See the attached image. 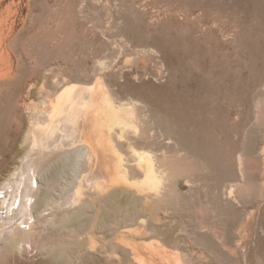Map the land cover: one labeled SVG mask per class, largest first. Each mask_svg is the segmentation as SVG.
I'll return each mask as SVG.
<instances>
[{
    "label": "rangeland",
    "instance_id": "obj_1",
    "mask_svg": "<svg viewBox=\"0 0 264 264\" xmlns=\"http://www.w3.org/2000/svg\"><path fill=\"white\" fill-rule=\"evenodd\" d=\"M0 58L1 144L25 130L31 82L50 91L102 77L139 122L147 117L146 137L121 141L124 156L181 150L192 163L196 185L177 179L153 233L141 237L134 216L119 264H131L136 240L156 264H264V0H0ZM240 152L252 190L231 202L223 191L241 178Z\"/></svg>",
    "mask_w": 264,
    "mask_h": 264
},
{
    "label": "bare ground",
    "instance_id": "obj_2",
    "mask_svg": "<svg viewBox=\"0 0 264 264\" xmlns=\"http://www.w3.org/2000/svg\"><path fill=\"white\" fill-rule=\"evenodd\" d=\"M33 82L29 88L25 86L26 94L36 102L24 100L20 104L24 108L20 110L27 114V125H20L25 128L20 131L22 137L14 133L17 137L10 140V147L0 143V264H112L115 259L119 264L124 260L121 251L126 253L128 249L125 232L137 231L129 227L134 216L141 237L149 235L152 231L148 223L167 216L177 179L185 177L196 185L190 177L192 163L181 150L159 154L141 148L124 156L121 141L146 137L142 123L147 117L143 118L142 111L143 120L139 122L136 110L130 103L117 100L102 77L93 84L60 85L61 81H53L50 91L41 85L33 92L37 86ZM239 154L241 178L223 191L228 201L244 198L251 188L245 181L251 165L243 152ZM9 160H13L8 162L13 167L4 169L7 173L2 175ZM109 228L114 231L109 233ZM151 242L148 244L153 252L161 250V245L154 247ZM139 243L136 240L130 245L131 264H156L140 254Z\"/></svg>",
    "mask_w": 264,
    "mask_h": 264
}]
</instances>
